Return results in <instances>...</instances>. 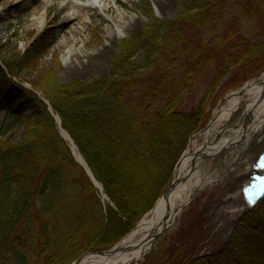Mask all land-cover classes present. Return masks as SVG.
<instances>
[{
	"label": "trees",
	"instance_id": "1",
	"mask_svg": "<svg viewBox=\"0 0 264 264\" xmlns=\"http://www.w3.org/2000/svg\"><path fill=\"white\" fill-rule=\"evenodd\" d=\"M47 32L18 61L0 65L1 99L15 95L34 111L3 125L5 135L21 124L26 138L0 141V264L67 263L116 245L168 188L220 84L233 74L227 88L237 89L264 71V0H182L173 22L152 19L143 34L120 42L106 75L60 84L54 72L42 73L27 90L10 77L47 54ZM195 32L204 35L195 41ZM143 68L154 78L141 92ZM197 88L203 95L189 107ZM42 99L102 186L104 205ZM189 254L177 249L163 264H264V199L216 253Z\"/></svg>",
	"mask_w": 264,
	"mask_h": 264
},
{
	"label": "rangeland",
	"instance_id": "2",
	"mask_svg": "<svg viewBox=\"0 0 264 264\" xmlns=\"http://www.w3.org/2000/svg\"><path fill=\"white\" fill-rule=\"evenodd\" d=\"M181 1L113 0L109 5V17L115 16V9L111 7L114 3H117V5H121L122 9L127 12L124 22L129 23L130 18L133 17L137 20V23L124 32L121 38L106 42L104 38L107 36V31L110 28L117 29V27L110 20L104 23L102 18L99 17L98 12L91 14V21L83 34L84 37L79 36L80 41L71 47L76 50L82 49L86 52V56L79 63H75L76 65L73 70H69L67 65L69 60L67 62L65 60L64 47L61 42L62 38L59 36L58 20L61 16L58 10L59 1L48 5L47 16L43 26L32 28L31 25L37 17L36 14L41 9L42 3H29L27 0H0V65L2 66L13 59L18 61L23 54H26L30 50L38 37L48 31L50 48L47 54L38 60L35 65L23 69L17 75V78L9 76L12 81L27 90H32L34 86H38L37 82L42 73L54 72L60 84H68L74 81L85 82L102 77L108 73L111 61L118 53L117 46L120 42L126 41L135 35L143 34V31L152 25V19L164 24L173 22L180 13ZM148 5L153 11L151 16L146 13ZM232 12H234V9H232ZM234 18V13H232L231 16L220 21L222 24L219 26L218 31L225 33V27L227 25L230 26ZM208 32L209 37H211L212 30ZM203 33L195 32L191 36L197 41L204 35ZM244 34L248 39L253 40V30H250L249 33L244 30ZM84 45L87 47L83 48ZM136 62L137 64L142 63L140 55H137ZM142 73L145 75V79L140 89L141 92L144 91L148 82L154 78V74L150 73V71L148 72L146 68L142 69ZM261 75L250 79L239 88L231 90L227 88L229 86L228 80L234 76L231 74L226 78L220 84L218 92L207 101L206 110L210 111L209 122L207 123H210L215 110L220 105L225 104L226 97L230 93L240 90L247 83L259 78ZM202 91V89L197 88L196 92H192L187 101L189 107L198 104L203 95ZM1 95L0 92V141H20L26 138L25 129L21 124L9 130L5 135L3 134V125L8 119L10 120L12 114L21 112L23 117L29 118L33 116L34 111L29 109L26 101L17 102L15 95H10V97L6 95L2 99ZM243 106L244 103L233 115L232 119L224 124L222 129L235 127L239 124L244 115ZM208 124L201 130L203 131ZM200 131L190 137L185 147L186 149L191 140ZM196 141L197 144H201L203 139L198 136ZM263 146L264 125L255 135L241 141L232 151L227 150L215 158L207 159L201 175L202 177L209 178L212 183L203 186L198 191L189 205L184 207L177 216L172 228L165 231L164 235L154 243L152 249L139 264H163L166 261L165 257L177 249H183L194 256L214 254L221 249L229 239L239 217L246 213V210H243V203L238 192V187L246 180L245 176L249 171L252 157ZM180 159L181 157L175 164L172 180L176 165ZM98 198L103 205L108 202L101 194ZM141 219L136 223L134 228ZM76 259L60 264H71Z\"/></svg>",
	"mask_w": 264,
	"mask_h": 264
},
{
	"label": "bare ground",
	"instance_id": "3",
	"mask_svg": "<svg viewBox=\"0 0 264 264\" xmlns=\"http://www.w3.org/2000/svg\"><path fill=\"white\" fill-rule=\"evenodd\" d=\"M29 3H42L41 9L32 23V28L41 27L47 16L48 5L59 1L58 10L60 18L59 36L62 38L65 60L68 61V69L73 70L75 63H79L86 56L82 49H72V45L80 41L79 36L83 34L91 21V14L98 12L104 23L109 20L114 23L117 29L110 28L106 42L121 38L122 34L135 26L137 20L133 17L130 22H124L127 12L121 5L114 3L111 7L115 9V16L109 17V5L113 0H27ZM87 46L84 45L83 48ZM244 103L243 109L245 119L249 123L242 128L241 122L233 128H223L233 115ZM264 125V73L257 79L247 83L240 90L230 93L226 102L220 105L210 120L208 126L196 135L189 143L187 149L176 165L173 187L169 193L162 196L155 202L154 206L147 213L137 226L114 248L103 254H92L84 256L77 264H139L143 257L152 249L154 237L162 230L172 228L175 220L188 202L190 195L195 189L209 184L207 177H202L201 172L205 167V161L215 158L219 154L232 151L235 146L256 134ZM62 136L67 139L65 133ZM203 142L197 144V137ZM188 143V142H187ZM75 159L81 163L78 150L69 144ZM206 156L207 159L203 157ZM179 157V158H180ZM99 189V185L96 184ZM257 206V205H256ZM249 214V213H248ZM245 217V216H244Z\"/></svg>",
	"mask_w": 264,
	"mask_h": 264
},
{
	"label": "water",
	"instance_id": "4",
	"mask_svg": "<svg viewBox=\"0 0 264 264\" xmlns=\"http://www.w3.org/2000/svg\"><path fill=\"white\" fill-rule=\"evenodd\" d=\"M45 104L49 107V105H48L47 102H45ZM49 111H50V113H52V110H51L50 107H49ZM53 117H54V119L57 121V123H58V125H59L60 136L62 137V139H63L64 141H66V142L68 143V145L71 144L73 147H75V145H74L73 141L70 139L69 135H68L65 131H63V130L60 128V120H59V118H58V117H55V116H53ZM61 132H63V133L66 134L67 139H65V138L62 136ZM200 132H201V131H200ZM75 148H76V147H75ZM69 149H70L71 155L73 156L75 162H76L80 167H82V169L85 171V173H86V175L89 177V179H90V181H91L93 187H94V188H97L96 184H98V183H97V182L95 181V179L93 178L92 173H91L90 170L88 169V167H87L86 163L84 162L83 158L81 157V155L79 154L83 164L79 163V162L75 159V157H74V155H73V152H72V149H71L70 146H69ZM203 158H204V159H207L208 157L206 158V156H204ZM98 185H99V189H98V188H97V189H98V190L100 191V193L102 194V193H103L102 187H101L100 184H98ZM172 187H173V181L170 183V185H169L168 188L166 189L165 193L163 194L164 197L169 193V191L171 190ZM198 189H199V188H198ZM198 189H195V190L192 192V194H191L190 197H189L190 200H191V199L193 198V196L198 192ZM165 231H166V229L162 230L158 235H156V236L154 237V241H157L158 239H160V238L164 235ZM108 251H110V250H108ZM108 251H102V252H93V251H92V252H87V253H85L82 257L78 258L75 262H73L72 264H77V263H78V262H79L84 256H86V255H92V254H103V253L108 252ZM144 257H145V256H144Z\"/></svg>",
	"mask_w": 264,
	"mask_h": 264
},
{
	"label": "snow or ice",
	"instance_id": "5",
	"mask_svg": "<svg viewBox=\"0 0 264 264\" xmlns=\"http://www.w3.org/2000/svg\"><path fill=\"white\" fill-rule=\"evenodd\" d=\"M262 194H264V189H262ZM250 202H251V198H250Z\"/></svg>",
	"mask_w": 264,
	"mask_h": 264
}]
</instances>
